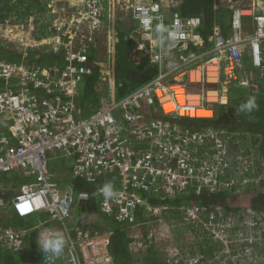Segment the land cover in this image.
<instances>
[{
  "label": "built area",
  "instance_id": "obj_1",
  "mask_svg": "<svg viewBox=\"0 0 264 264\" xmlns=\"http://www.w3.org/2000/svg\"><path fill=\"white\" fill-rule=\"evenodd\" d=\"M49 1L51 10L45 13L56 17L40 40L23 38L25 27L33 30L35 15L0 23V40L23 54L47 48L65 63L58 70L0 62V123L8 122L0 134V175L28 179L12 192L9 210L19 218H35L39 237L53 234L46 226L55 224L65 239L60 252L39 245L40 264H114L109 233L92 235L71 222L89 198L58 182L52 165L63 160L71 161V180L113 175L115 195L105 198L97 191L99 212L121 223L134 222L142 212L150 229L144 240H135L137 247L156 241L157 226L167 237L180 225L195 233L196 243L214 246L209 257L200 248L187 255L171 250L166 264H263L264 214L249 208L206 212L197 206H154L150 199L165 202L191 191L237 196L250 187L264 193L263 140L256 146L250 136L240 139L241 134L214 129L188 132L174 122L212 119L215 107L228 104L230 86L247 85L246 64L264 80V0H215L230 11V25L226 35L214 26L206 39L201 19L182 17L177 0H82L77 10L66 7L78 0ZM116 7L135 21L130 38L157 68L154 78L121 98L114 78ZM106 13L111 19L105 26ZM160 25L164 31L158 32ZM101 32L104 57L88 62L90 45L95 47ZM93 67L105 92L99 106L82 116L76 101ZM241 140L246 146H239ZM174 210L177 221H165ZM21 237L15 231L0 233L12 251L23 247Z\"/></svg>",
  "mask_w": 264,
  "mask_h": 264
},
{
  "label": "trees",
  "instance_id": "obj_2",
  "mask_svg": "<svg viewBox=\"0 0 264 264\" xmlns=\"http://www.w3.org/2000/svg\"><path fill=\"white\" fill-rule=\"evenodd\" d=\"M178 12L182 17H199L202 22L201 32L206 39L214 26L221 31H226L230 25L231 14L224 4H214V0H180ZM37 13H44V3L41 0H0V23L12 19L16 22L25 21L28 17ZM135 26L125 30L117 27V43L115 46V86L116 97L121 98L144 83L154 78L157 68L149 62L147 56L136 50L134 41L130 38ZM95 42V49L90 45L88 62L96 61V53L99 41ZM0 62L13 64L23 63L30 67L63 69L65 63L59 54H54L46 48L29 49L25 54L15 45L0 40ZM246 86L232 85L228 89V104L217 106L214 109L212 119H182L175 120L176 124L188 132H199L205 129L224 131L230 135L241 134L250 136L253 144L260 138L264 144V80L253 68L246 64L243 69ZM99 75L92 68V74L85 77L80 95L76 101L82 116H87L98 105L101 94L98 89ZM2 83L0 81V88ZM195 90L194 87L190 89ZM255 99V107L248 110L250 99ZM243 108V110H241ZM236 149V146L233 147ZM53 167V166H52ZM55 167V166H54ZM53 169V168H52ZM3 183L14 187H22L28 179L19 176L3 177ZM75 191L85 192L88 195V203L84 211L80 212L76 219V226L92 235L110 234V251L114 264H166L165 259L160 260L153 247L147 246L144 254L132 255L129 245L132 243L129 237V229H135L137 234L147 236L150 225L142 212H138L134 222L121 223L113 218H105L98 208L99 197L97 191L106 183L113 184V175L107 173H95L92 181L73 179L68 181ZM6 198H9L7 195ZM151 205L165 203L168 206L179 208L180 206H197L206 212L220 207L227 212L240 211L249 208L264 214V193L254 187L246 189L243 194L232 196L227 193L210 194L207 191L188 194L167 200L165 202L150 199ZM173 217L178 216L177 210L172 211ZM44 221V217L41 216ZM35 218H19L11 213L0 214V233L15 231L22 233L23 249L12 251L4 245L0 239V264H22V257L31 260V264H40L38 259L39 232L35 229ZM136 234V235H137ZM201 253L211 256L214 246L203 241L200 244ZM23 255H22V251ZM179 264V263H175ZM264 264V263H263Z\"/></svg>",
  "mask_w": 264,
  "mask_h": 264
},
{
  "label": "rangeland",
  "instance_id": "obj_3",
  "mask_svg": "<svg viewBox=\"0 0 264 264\" xmlns=\"http://www.w3.org/2000/svg\"><path fill=\"white\" fill-rule=\"evenodd\" d=\"M43 1H44V10L45 11L49 10L51 8L50 1L49 0H43ZM102 1H104V4H105L106 1L105 0H102ZM242 1L245 3V0H242ZM117 8L118 7L115 8L116 29H117V27H120L122 29L127 30L130 27L137 25L135 23V21L131 18L129 13L125 12L123 9H117ZM55 17L56 16L53 17L52 15H50L47 12L45 14L44 13H37V15L35 14V16L33 17V19H34V21H33V23H34L33 30H32V28L25 27L24 31H26V34H24L23 38L25 37V38H27V40L30 39L29 41L40 40V39L44 38L45 35L48 33V27H49V24H50L51 20L53 18H55ZM104 19H105L104 20V24L106 26L107 21H109L111 18L110 17L108 18V14L106 13ZM104 34H105V32H101V33L97 34L98 35V37H97L98 40L97 41H101L102 42ZM22 40H24V39H22ZM27 40H25V41L27 42ZM29 41H28V43H31ZM37 49H39V48H37ZM99 50L100 49L97 47L96 53ZM98 58H103L101 53H100V55H98ZM246 144H247V142H244V140H241L239 146H241V147L242 146H246ZM255 145L258 146L259 144L257 143ZM61 170H62V167H61ZM3 177L9 178L10 176L0 175V182L1 183H3V180H2ZM76 213H78V212H76ZM178 217L179 216H174L173 217V214H169V215L166 216L165 221L166 220L167 221H172V222L173 221H177ZM105 220L109 221L108 218H105ZM35 223H37V220L35 221ZM175 225H176V223H175ZM49 226L50 225L46 226V230L47 231L49 229L52 233L61 234V232H60V230L58 228H56L54 226L52 228H55V229H51V227H49ZM156 228L159 231V235L155 236V238H157V239H156L155 242H153L151 244L150 247L154 248V250H155V252H156V254H157V256H158V258L160 260L166 259V256L169 254V252H171V250L179 249L180 253H184V254L187 255V254L195 253V252H193V250H197V249L200 248L198 246V244H200L201 241L199 240L196 243L195 233L192 230H190L189 227H187V226H183V225L175 226L172 230H169L170 232L167 234V237L166 236L164 237L165 233L163 232V228L161 226H159V227L157 226ZM38 232H39V230H38ZM136 234H137V231H135V229L131 231L133 245H134L135 240L136 241H140L138 238L142 237L141 234H137V235ZM136 236H138V237H136ZM145 237L146 236L143 237V240L145 239ZM39 239H41V237H39ZM145 248H146V246H144V245H140L138 247L136 246V247H134V249H132L133 254L136 255V256H138L137 254H139L140 252H142V254H144ZM22 249H23V247L21 248V250ZM140 249H142V250H140ZM23 252H24V250L22 251V255H23ZM261 256L262 257H260V258H262L264 260V252H262ZM30 261L31 260H28L23 255L22 264H31Z\"/></svg>",
  "mask_w": 264,
  "mask_h": 264
},
{
  "label": "crops",
  "instance_id": "obj_4",
  "mask_svg": "<svg viewBox=\"0 0 264 264\" xmlns=\"http://www.w3.org/2000/svg\"><path fill=\"white\" fill-rule=\"evenodd\" d=\"M42 1V0H41ZM106 1V0H105ZM155 1H159V0H155ZM178 2L177 3H179V5H180V0H177ZM215 1V0H214ZM216 2H214V4H215ZM69 6V5H68ZM106 6V5H105ZM70 8H72L73 6H69ZM179 7V6H178ZM178 7H177V9H176V11H178ZM66 10H71V9H68L67 7H66ZM44 13H45V10H44ZM136 27V26H135ZM135 29V28H134ZM221 30V29H220ZM227 30H228V27H227ZM227 30L226 31H221L222 33H223V35H226L227 34ZM132 33V32H131ZM104 36L105 35H103V41L101 42V41H99V45H98V48L100 49L97 53L100 55V53H101V55L104 57V54H105V38H104ZM97 37H98V35H97ZM47 49V48H46ZM98 89H99V92H100V94H101V96H102V94H104V92H105V88H104V84H102L101 82H100V80H98ZM78 99V98H77ZM100 99V98H99ZM99 106V101H98V105L96 106V108ZM95 108V109H96ZM56 165L57 166H55L54 167V165H52L53 167V169H55L56 170V172H57V174H56V178H58V182L60 183V184H62V185H66V184H69L68 183V181L69 180H71V161H66V160H63L61 163H56ZM65 165V166H64ZM61 167H62V170H61ZM65 171V172H64ZM64 172V173H63ZM63 176V177H62ZM15 189H18L17 187H14L13 185H11V184H8V183H1L0 182V195H3L4 196V198H1L0 197V200H1V204H0V214H6V216L8 215V213L10 212V210H9V198H6L7 197V195H9V197L11 196L10 194H11V192H14L15 191ZM12 213V212H11ZM80 213V212H79ZM79 213H75V215H74V219L71 221L72 223H74V224H76V219H77V217H78V215H79ZM42 217H44V221L46 220V217L45 216H42ZM39 219H41V217L39 218ZM48 225H50L49 227H51V229H55V228H52V227H56V228H58L59 229V227L57 226V225H55V224H48ZM132 230H134V229H132V228H130L129 229V237L131 236V231ZM131 238H132V236H131ZM39 241H40V239H39ZM22 244H23V239H22ZM208 244H209V242H208ZM40 245V244H39ZM134 247H136V245L134 244L133 245V240H132V243L129 245V250H130V252L132 253V255H133V251H132V249H134ZM140 250H142V249H140ZM139 252V251H138ZM136 264H138V263H136Z\"/></svg>",
  "mask_w": 264,
  "mask_h": 264
},
{
  "label": "clouds",
  "instance_id": "obj_5",
  "mask_svg": "<svg viewBox=\"0 0 264 264\" xmlns=\"http://www.w3.org/2000/svg\"><path fill=\"white\" fill-rule=\"evenodd\" d=\"M149 21L147 19L144 20V23H148ZM157 31H164V28L162 25L157 27ZM248 110H251L255 107V99L252 98L248 101L247 105H245ZM243 110V108L241 109ZM99 193L103 194L105 198H110L115 195L112 185L110 183H106L103 187H101L98 190ZM40 246L45 251H55L60 252L65 244L64 237L59 233H53L50 236H44L39 241Z\"/></svg>",
  "mask_w": 264,
  "mask_h": 264
},
{
  "label": "water",
  "instance_id": "obj_6",
  "mask_svg": "<svg viewBox=\"0 0 264 264\" xmlns=\"http://www.w3.org/2000/svg\"><path fill=\"white\" fill-rule=\"evenodd\" d=\"M82 4V0H78L76 2H70L68 3L69 6H73L72 8H70L68 5H67V8L68 9H71V10H77L78 7ZM7 125H8V122H1L0 123V134H3L6 129H7ZM11 196H13L14 194L11 192L10 194ZM1 198H4L3 195H0Z\"/></svg>",
  "mask_w": 264,
  "mask_h": 264
},
{
  "label": "bare ground",
  "instance_id": "obj_7",
  "mask_svg": "<svg viewBox=\"0 0 264 264\" xmlns=\"http://www.w3.org/2000/svg\"><path fill=\"white\" fill-rule=\"evenodd\" d=\"M210 115H211V113H207V112L199 113V116H207V117H209Z\"/></svg>",
  "mask_w": 264,
  "mask_h": 264
}]
</instances>
